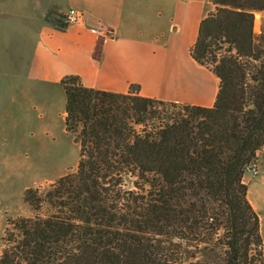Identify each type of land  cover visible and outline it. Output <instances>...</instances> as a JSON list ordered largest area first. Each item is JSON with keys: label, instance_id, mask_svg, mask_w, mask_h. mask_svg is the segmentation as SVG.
I'll return each mask as SVG.
<instances>
[{"label": "trees", "instance_id": "16d2710c", "mask_svg": "<svg viewBox=\"0 0 264 264\" xmlns=\"http://www.w3.org/2000/svg\"><path fill=\"white\" fill-rule=\"evenodd\" d=\"M210 1L190 54L219 79L214 105L156 116L167 103L63 77L76 171L43 196L24 190L49 213L9 222L0 264H264L242 182L264 150V31L253 32L264 0Z\"/></svg>", "mask_w": 264, "mask_h": 264}, {"label": "crops", "instance_id": "0c3cea01", "mask_svg": "<svg viewBox=\"0 0 264 264\" xmlns=\"http://www.w3.org/2000/svg\"><path fill=\"white\" fill-rule=\"evenodd\" d=\"M70 8L83 15L74 26L64 19ZM214 11L210 0H0V87H5L17 151L27 149L26 135L34 127H53L56 118L64 126L60 81L65 76H76L83 87L98 91L211 108L219 79L190 52L201 22ZM33 149L41 159L42 149ZM256 156L259 176L243 174L242 182L258 218L264 263V150ZM78 158L79 147L75 166ZM24 163L16 154L9 171L22 174ZM67 173L58 170L54 178L26 188ZM18 202L0 201V207L20 211Z\"/></svg>", "mask_w": 264, "mask_h": 264}, {"label": "rangeland", "instance_id": "374dc122", "mask_svg": "<svg viewBox=\"0 0 264 264\" xmlns=\"http://www.w3.org/2000/svg\"><path fill=\"white\" fill-rule=\"evenodd\" d=\"M261 31H264V13L256 12L254 14L253 32L255 36H258ZM225 48L226 46L223 47V50ZM207 63H209L208 66L211 65L210 61ZM4 90V86L0 87V201L3 202L1 205L5 203L14 205L17 204V201H19L18 204L21 209L20 211H18V209L16 210V208L13 211H10L9 209L5 211L0 207V240L4 236L5 231L11 228L9 224L11 220L17 217L33 218L37 216L45 217L48 215L49 209L47 205H43L39 211L35 212L23 203L22 194L24 192V189H28L26 187L31 185L33 182L47 178H54L52 177V174L57 172L58 170L60 172L69 170V173H67V175L74 174L76 171L75 164L78 157L79 147L77 146L78 144L74 141V139L69 134H67L66 131L64 132L65 128L63 126V119L56 118V125L53 127L42 125L34 127L26 135V143L28 146L27 149L17 151L18 148H16V131L14 133V131L12 130V115L10 110L6 106V102L4 101V94H2V91ZM183 106L184 105L175 104L173 107H171L170 104H166L164 105V107H161L160 105H155L153 111H155L156 116L159 115L158 113L165 114L167 116H178L180 114H183ZM35 147H39L40 149H42V154H44L42 155V158H44L45 164L44 161L41 160L42 158L38 159V155L33 149ZM53 148L58 150L56 151L58 153L57 160L51 158L53 155ZM16 154H19L20 157L25 161L23 167H21L22 174H18L16 171H9L10 159L15 158ZM52 159L54 161L53 165H51ZM256 163L259 168L258 174L256 176L245 173L246 175L248 174L251 178H256L260 174L258 158ZM57 180L50 183H37L33 187L29 188L37 190V193L40 196H43L47 191H49L51 186ZM123 185L124 189H131L132 179L125 178L123 181Z\"/></svg>", "mask_w": 264, "mask_h": 264}, {"label": "built area", "instance_id": "2783aa9c", "mask_svg": "<svg viewBox=\"0 0 264 264\" xmlns=\"http://www.w3.org/2000/svg\"><path fill=\"white\" fill-rule=\"evenodd\" d=\"M83 15L80 11L74 9V8H70L66 11L65 13V23L67 25L70 26H74L79 24L82 21ZM257 158L251 162L250 164H248L245 169H244V174L248 173L251 174L253 176H256L258 174V165H257Z\"/></svg>", "mask_w": 264, "mask_h": 264}]
</instances>
